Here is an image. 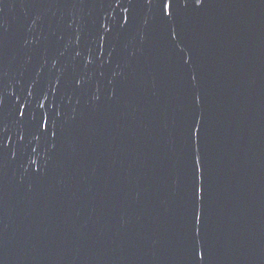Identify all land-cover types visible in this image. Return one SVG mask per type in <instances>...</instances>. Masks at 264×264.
I'll list each match as a JSON object with an SVG mask.
<instances>
[{
	"label": "water",
	"instance_id": "1",
	"mask_svg": "<svg viewBox=\"0 0 264 264\" xmlns=\"http://www.w3.org/2000/svg\"><path fill=\"white\" fill-rule=\"evenodd\" d=\"M0 264H264V0H0Z\"/></svg>",
	"mask_w": 264,
	"mask_h": 264
}]
</instances>
